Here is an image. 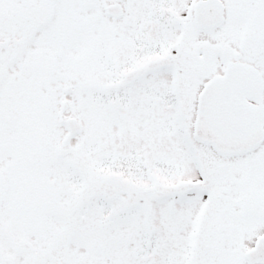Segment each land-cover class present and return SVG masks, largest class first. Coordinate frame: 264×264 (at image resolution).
Masks as SVG:
<instances>
[{"label":"snow or ice","instance_id":"snow-or-ice-1","mask_svg":"<svg viewBox=\"0 0 264 264\" xmlns=\"http://www.w3.org/2000/svg\"><path fill=\"white\" fill-rule=\"evenodd\" d=\"M0 264H264V0H0Z\"/></svg>","mask_w":264,"mask_h":264}]
</instances>
